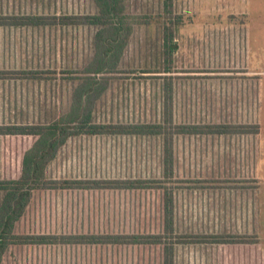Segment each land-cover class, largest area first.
I'll use <instances>...</instances> for the list:
<instances>
[{"label":"rangeland","instance_id":"rangeland-1","mask_svg":"<svg viewBox=\"0 0 264 264\" xmlns=\"http://www.w3.org/2000/svg\"><path fill=\"white\" fill-rule=\"evenodd\" d=\"M125 6L136 15L164 11L163 0H125ZM174 10L183 17L180 30L190 29V40L204 29L224 30L221 47L213 50L216 57L219 51L226 55L225 61H213L223 67H207L204 48L184 43L174 69L175 120L260 124L257 134L177 138L176 231L244 234L257 242L177 245L175 264H264V0H174ZM97 11L94 0H0L4 14ZM163 25L134 27L119 72L97 103L95 121L162 120ZM239 29L243 33L236 38L232 30ZM96 30L0 27V70L56 71L48 79L1 78L0 124L45 123L67 111L77 82L71 76L93 57ZM251 49L257 67L249 72ZM33 140L0 136V178L18 176ZM162 143L157 136H75L50 164L48 176L159 177ZM163 200L157 190L36 191L16 232L160 233ZM163 255V247L154 244L12 245L1 264H163Z\"/></svg>","mask_w":264,"mask_h":264},{"label":"trees","instance_id":"trees-1","mask_svg":"<svg viewBox=\"0 0 264 264\" xmlns=\"http://www.w3.org/2000/svg\"><path fill=\"white\" fill-rule=\"evenodd\" d=\"M94 14L0 13L3 26H95L94 53L86 66L71 76L77 80L69 109L50 122L0 124V136H30L33 142L23 152L18 176L0 178V264L12 245H158L163 247V264H175V250L181 244H253L251 235L180 234L176 231V178L174 137L184 134H257L258 125L178 124L173 119L172 77L164 79V116L161 122H97L94 112L107 91L112 75L119 72L128 40L136 25L162 22L164 58L171 63L175 49L174 31L183 17L174 10V0H163V13L136 15L126 11L125 0H94ZM166 71H171L168 64ZM56 71L47 69L0 70L1 78L48 79ZM161 136L162 171L159 177L51 178L48 168L61 148L75 136ZM72 190H157L164 196L163 232L160 233H30L16 232L35 191Z\"/></svg>","mask_w":264,"mask_h":264},{"label":"crops","instance_id":"crops-1","mask_svg":"<svg viewBox=\"0 0 264 264\" xmlns=\"http://www.w3.org/2000/svg\"><path fill=\"white\" fill-rule=\"evenodd\" d=\"M213 14H215V12H210L207 15H213ZM215 17H218V16L214 15L213 18L215 19ZM12 27L20 28V27H16V26H12ZM22 27L35 28V26H22ZM180 27H181V25H179L178 28L174 31V39H173V42L175 44V46H174L175 49H174L173 59H172L171 63L166 62L165 61V58H164V30H163V59H164L163 60V63H164L163 65L164 66H163V74L160 75V77H162V79L165 76L172 77V83H173L172 84L173 85V119H174V122L175 123H178V124H236V123H230V122L229 123H221V122H177L175 120V110H176L175 109V89L176 88H175V75H174L175 71H174V69H177L176 68L177 67V65H176V63H177L176 62V54L178 53V51L181 52L180 50L184 46V43H187V42L190 41L189 44H188V46H192L193 45L194 47H196V46H200L201 45L204 48L205 54H203V59H204V65L207 66V67H214V66H215V68L217 66L219 67L221 65L220 64H215V63L213 65V61H215V62L216 61L221 62V61H225V59H226V55L224 54V56H223V53L224 52L222 53L221 51H219L218 57H216V54H215L216 50L215 51L213 50L214 48L221 47V44L223 43V40L222 39H224V36H223L224 35V32H225L224 30H221V29H217V30H205L204 29V30H201L197 34L194 33V36H196L197 39L195 41H193V40H190V36H191L190 29H182V30H180ZM232 33L234 34V36L236 38H239L240 36H242L243 31L241 29H239V30H232ZM247 36H248V39H249V44H251V41H250V38H251V30L248 31ZM183 37H188V39H186V41H184V40H182ZM254 63H255V61H254V52L251 49L250 50L249 63H248V66H247V69H248L249 72L250 71H254V69H255L254 67H257V65L255 66ZM168 64L171 65V71L170 72H167L166 71V67L168 66ZM221 67H223V65ZM29 69H36V68H29ZM162 90H163L162 116H164V109H163V105H164V79H163V82H162ZM71 98H72V96H71ZM69 107H70V105H69ZM94 114H95V112H94ZM162 120H163V118H162ZM161 121H156V122H161ZM122 123H127V122H122ZM134 123H143V122H134ZM238 124L258 125L259 131H260V124L253 123L252 121L251 122L245 121V122L238 123ZM225 135H230V134H192V135L191 134H189V135L180 134V135H176L174 137L175 163H176V160H177V157H178L177 154H176V151H175L176 142H177V138L178 137H181V136H186V137H192V136H202V137L220 136V137H224ZM157 137H161V136H157ZM162 142H163V139H162ZM163 144L164 143H162V150H163ZM216 144H218V143H216ZM59 153H58V155H59ZM48 191H52V190H48ZM59 191H61V190H59ZM35 193H36V191L34 192V194Z\"/></svg>","mask_w":264,"mask_h":264}]
</instances>
